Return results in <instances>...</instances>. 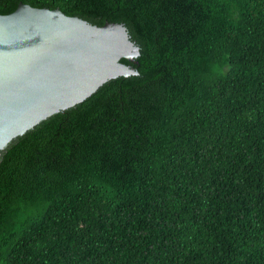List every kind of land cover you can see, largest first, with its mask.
<instances>
[{
    "label": "trees",
    "instance_id": "1",
    "mask_svg": "<svg viewBox=\"0 0 264 264\" xmlns=\"http://www.w3.org/2000/svg\"><path fill=\"white\" fill-rule=\"evenodd\" d=\"M19 3L139 56L1 152L0 264H264V0Z\"/></svg>",
    "mask_w": 264,
    "mask_h": 264
},
{
    "label": "water",
    "instance_id": "2",
    "mask_svg": "<svg viewBox=\"0 0 264 264\" xmlns=\"http://www.w3.org/2000/svg\"><path fill=\"white\" fill-rule=\"evenodd\" d=\"M139 47L120 23L93 25L58 9L19 3L0 14V155L39 122L120 76L136 74Z\"/></svg>",
    "mask_w": 264,
    "mask_h": 264
}]
</instances>
